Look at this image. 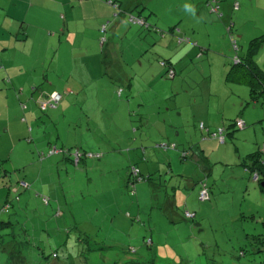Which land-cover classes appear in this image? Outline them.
Listing matches in <instances>:
<instances>
[{"label": "rangeland", "instance_id": "1", "mask_svg": "<svg viewBox=\"0 0 264 264\" xmlns=\"http://www.w3.org/2000/svg\"><path fill=\"white\" fill-rule=\"evenodd\" d=\"M219 1L217 19L208 20L214 26L200 39L192 38V28L199 27L200 18L214 19L209 14L210 5H217L213 0H126L132 5L123 6L129 11L123 17H115L119 10L104 16L110 15L105 24H112L101 32L102 51L89 65L94 79L73 89L58 76L71 75L81 49L94 50V28L85 29L91 18L71 42L55 26L47 32L55 46L37 43L41 53L30 61L31 71L16 78L15 88L8 86L23 94L17 110L0 94V124L7 121L6 109L12 122L11 134L0 139L9 144L11 156L4 164L8 174L0 178V222L6 224H0V264H9L7 252L17 253V264H264V193L245 167L251 154L264 159V95L252 101L249 85L228 87L220 81L207 99L209 73L215 77L210 58L220 64L219 54L250 60L264 80V0ZM140 3L149 6L145 14L153 9L160 14L146 22L148 27L129 21L143 12ZM181 23L188 28L186 46L197 48L201 57L211 54L194 58L170 79L163 60L154 59V52L165 49L154 43ZM115 27L120 29L112 41ZM60 37L62 48L55 56ZM52 58H60L58 74L55 65L50 67ZM52 92L66 102L44 112L38 103ZM69 93L73 97L67 99ZM214 94L221 96L219 103ZM235 94L246 102L234 108ZM219 111L230 116L236 111L234 121H244L246 128L232 126V118L224 121ZM201 123L211 133L227 129L226 143L201 131ZM196 143L206 144V162L180 157ZM164 144L177 149L158 148ZM54 148L64 154L50 155ZM75 150L85 155L78 166L70 156ZM134 167L141 181L131 175ZM206 177L210 200L201 202L198 182ZM175 199L178 210L170 211L165 203ZM187 211L196 219L186 218Z\"/></svg>", "mask_w": 264, "mask_h": 264}, {"label": "crops", "instance_id": "2", "mask_svg": "<svg viewBox=\"0 0 264 264\" xmlns=\"http://www.w3.org/2000/svg\"><path fill=\"white\" fill-rule=\"evenodd\" d=\"M147 1L148 3H151L150 0ZM106 2L104 0H81V1L79 0H0V88L5 89L1 91L0 94L1 93L6 94V98L9 101H11L14 105V109H13L14 111L17 110L16 101L21 100L23 98V94L17 95L16 92L13 93L8 86L15 88L16 78L18 76L21 77L26 76L28 72L31 71L32 66L30 64V61L32 60L33 56L37 57L41 53V49L37 46L38 42L42 41L48 43L50 46L53 45L55 46V42H54L55 37H53L51 33H49V35L47 34V32L54 30L55 26L58 27L57 31L66 34L65 35L66 42H71L72 39H74L79 35V26L85 23V19L91 18V21H88L86 23L85 29L90 28V26L94 28L95 31V33L93 34V41L95 43L94 50L91 52L81 49L80 51H82V53L84 52L79 57L81 62L79 60L77 62L76 61L73 62V67L71 68L72 71L71 75L70 76L57 75V76L67 80L66 87L71 86L72 89L76 87V85L82 82L83 80H84L83 83H86L87 81L91 82L94 79V76H92L89 71V65L92 58L98 57L100 55V51H102L100 47L103 45V43L101 45L99 44L101 38V32L103 31V29L107 24L109 25L112 24V22H108L107 24H105V19L108 18L110 15L107 17L104 16L106 14H110L109 13L110 10L111 11L119 10V12L116 11L117 13H115V17L118 16L123 17L125 12L126 13L129 12L127 9H124L123 6L132 5L131 2H126V0H120L117 2L108 0ZM217 2L220 7V1L217 0ZM203 3L205 2L203 1ZM112 4H115L117 6H114ZM137 5L143 6V12L139 15V18L144 19L146 22L147 21L155 22V19L160 16L159 12L156 9H153L148 12L149 16L147 18L143 17L144 15H148L145 14V11L148 10L149 6L147 5L145 6L142 3ZM210 6L212 10L213 5ZM87 10L90 11L89 15H87L86 13ZM211 12L212 13L209 14L212 17H214V19H212L210 16H206L205 19L200 18L199 27L192 28L193 32H195L192 35V38L198 37L200 39H205V35L203 33L208 32L209 29H211V27L209 26L211 25L214 26L213 23L217 19L216 14L218 12H213V11ZM221 15L223 16V14ZM208 20H211L213 23L208 24ZM182 21L183 19H181V22ZM117 24L118 22H115L114 25ZM107 29L108 26L106 27L105 31H107ZM119 29L118 27L114 28V33L110 37V40L113 41V39L118 36ZM187 29L188 28L185 27V24L181 23L179 25L178 30L171 29L173 31H171L170 34H162L161 41L156 40V42L154 43L156 45L161 44V46L165 49V52H158V51L154 52L155 62L160 58L163 61L172 64L176 72V76L178 74V70L179 69L182 70L186 68L188 65L191 64V62H193L194 58H198L200 60L204 55H207L209 58V55L211 54L207 51L203 53L201 57L200 56L201 51H199L197 48H192V46L191 47L186 46V44L190 41L184 43L179 42V39H185V37H187V35L189 34ZM228 31L231 32L232 29L229 27ZM20 35H23V39H24L23 41L19 40V38L22 39ZM175 39H178L177 45ZM106 40L108 41V38H106ZM21 42L29 43V45H31V48L27 49L29 45L26 47L24 45H17V43H21ZM81 47L82 44L79 46V48ZM61 48H62V39L60 37L58 40V46L55 47V53H54L55 56L60 53ZM208 48L211 49V47ZM219 55L221 57L220 64L217 62V59L212 61V59L210 58L211 66H214L213 70L215 72V77L213 76L212 73H209V78H208V84L210 85V88L207 99L210 100L214 92V87H216L220 83V81L224 85H227L228 87L247 86V84H233L234 86H232L231 84L226 82L227 75L232 68L233 59L236 58L240 59V58L237 55L235 56V58H233L234 55L232 57L228 53L226 55L225 54H219ZM51 60L52 61L50 67L55 65L58 74V72L61 70L60 58H57V60L55 58H52ZM99 65L101 64L99 63ZM7 79L9 81H6ZM44 80L45 82H51L50 86L52 87L54 86V82L50 80L48 77L44 78ZM222 89L223 90L226 89L230 91L232 90V88H225V87ZM230 91L227 93V97L231 95ZM22 92L24 91L22 90ZM214 95H215L214 97H216V102L219 103L221 100V96L219 94H214ZM249 96L252 100L250 93L248 97ZM66 97H68L67 99H69L73 97V94L72 93L66 94ZM236 98L239 100L238 102L233 103L234 108L237 106L239 101L246 102L244 97L241 98L239 95H236ZM207 99H205V101ZM65 102L66 100L64 99L63 96V100L60 103L61 106H63V103ZM235 112H233L232 115L230 116L225 112L219 111L218 116L222 117L224 121L227 119H229V121H232L235 118L233 117V114ZM5 115L7 121H4L2 122V124H0V139L3 136L11 134L12 122L9 121V115H10L9 109L5 110ZM31 116L32 113L28 115V117ZM202 124H204L205 127L210 131V126L207 127L208 125L206 123H202ZM196 144L198 145L197 149L201 150L205 156L204 151L206 144H202V143L200 144L196 143ZM8 145L6 141L0 143V164L2 165V168L0 170V178L8 174V172L5 170L4 167V164L8 163L5 161H8L11 157L9 155ZM88 157L94 158V157H98V155L89 154ZM193 158H197V157H195L194 155L190 159ZM201 158L202 155H200V160ZM171 161H173V159H171ZM27 180L28 178L25 177V179H23L22 182H25L29 185V181ZM128 180H129V175H128ZM15 191L17 190L15 189Z\"/></svg>", "mask_w": 264, "mask_h": 264}, {"label": "trees", "instance_id": "3", "mask_svg": "<svg viewBox=\"0 0 264 264\" xmlns=\"http://www.w3.org/2000/svg\"><path fill=\"white\" fill-rule=\"evenodd\" d=\"M81 1V0H79ZM114 6H117L115 4H112ZM235 7V6H234ZM238 8H239V5H238ZM238 8H234V10H237ZM219 10H220V7H219ZM106 27L107 25L105 26V28L103 29L104 31L106 30ZM234 42H236V44H234ZM232 43H233V46L235 48V50H238V44H237V41L235 39V37L232 36ZM253 43H251V46H252ZM250 49V48H249ZM251 53V50H249V53ZM162 67L164 68H167L168 70L166 71L168 73V77H169V71L171 69L174 70L172 64H169L165 61L161 62L160 64ZM244 69V70H243ZM175 71V70H174ZM176 77V72H175V76L173 78H170V79H174ZM254 79L256 80V82H254ZM226 82L233 85V84H247V86L249 85L250 88H251V91H250V95L252 97V100H257L259 101L260 97L262 95H264V80L262 78H260L258 76V74L256 73L254 67H253V63L248 60L246 63L239 59V62L238 63H235V59H234V62L232 63V68H231V71L228 73L227 75V78H226ZM54 93H57L61 96V101L58 103V105L62 102L63 100V95H61L60 93L58 92H53L51 93L50 95H48L46 98H44L42 101L40 100V103L39 106L41 108L42 111L46 112L48 111V107H46L45 109H43V107L41 106V104L43 103H48V101L51 99L50 97L54 94ZM119 95L122 94V91L120 90ZM256 101V102H257ZM24 109L26 108L27 109V106L23 105L22 106ZM237 120H240V119H237ZM237 120H233V125L232 126H235L237 129H240L236 123ZM246 124V123H245ZM201 127V131L205 132L207 131L208 135L210 138H217L218 137H215L214 134L215 133H211L206 127L204 124L201 123L200 125ZM246 128V126H245ZM244 129V128H243ZM226 133H227V129H224V133H223V138H224V141H220V143L222 144H225L226 143ZM158 148L162 149L163 151L165 152H168L169 150H176L177 149V145L176 144H169V145H159ZM198 145L195 144V145H192L189 150H183L180 152V157L183 159V160H188L190 159L192 156L195 155V158L198 161H200V155H202V158H201V161L203 162H206L207 158L204 156L203 152L201 150H198ZM53 150V149H52ZM196 150V151H195ZM76 151H79L80 154H81V157H80V160L78 162V164H75L74 163V157L72 156L74 152ZM196 153V154H195ZM57 154V153H56ZM192 154V156H191ZM198 154V155H197ZM50 155H54L52 152H50ZM71 160L72 162L75 164V166H78L80 164V162L83 160V158L85 157V155L80 151V150H75L73 151L71 154ZM99 157V155H98ZM249 160H247V162H251L250 166H246V169L247 170H250L252 175H253V180L259 184L260 186V190L262 193H264V188L262 186V183L264 182V159L261 157L260 153H258L256 156H255V153L254 154H251L248 156ZM247 162H245L244 164H247ZM2 168V165L0 164V170ZM204 171V169H203ZM213 173V172H212ZM131 175L133 177H135L136 179L140 180L141 179L139 178V175H140V171L137 169V168H132L131 170ZM4 176H2L3 178ZM134 185H133V188L135 187V182H133ZM198 185H199V194H198V197H199V200L201 202H207L210 200V194H209V185H208V178H204L202 180H200L198 182ZM27 187L28 189L30 188V185L27 184ZM13 189H16L17 191L19 190V188H13ZM205 190L208 194V198L206 200H201L200 198V192ZM16 191V192H17ZM135 192L132 191V194H134ZM172 198V197H171ZM169 199V198H168ZM43 201L45 204H48L49 203V199L44 197L43 198ZM8 206V205H7ZM165 206L167 208L170 209V211H176L178 210V203H177V200L175 199L173 202L172 201H168L167 203H165ZM186 218L188 219H192V220H195L196 219V215L194 213H191L189 211L186 212ZM0 224H4L2 222H0ZM6 225V224H4ZM9 226H12L11 223L8 224ZM151 243V241L148 242V245ZM3 250H4V247H3ZM17 253H11V252H7V260H8V263L9 264H17L15 260H17V257L16 255Z\"/></svg>", "mask_w": 264, "mask_h": 264}, {"label": "built area", "instance_id": "4", "mask_svg": "<svg viewBox=\"0 0 264 264\" xmlns=\"http://www.w3.org/2000/svg\"><path fill=\"white\" fill-rule=\"evenodd\" d=\"M214 3H216L217 5H213L212 6V11L213 12H218L219 11V5H218V2L217 0H213ZM235 8H238V4L235 5ZM129 21L133 24H137L139 26H145L146 23L143 19L141 18H137V17H134V16H129ZM189 40L187 39H179V42L180 43H184V42H188ZM234 44H236V42H234ZM239 62V59L236 58L235 59V63H238ZM175 76V71L173 69H171L169 71V77L170 78H173ZM51 99L48 101V103H43L41 104V106L43 107V109H45L46 107L48 108H56L58 106V103L61 101V96L57 93H54L51 97ZM238 127L240 129H243L245 128L246 124L244 121L242 120H237L236 121ZM223 133H224V129L220 128L219 131L217 133L214 134L215 137H219V140L222 142L224 141V138H223ZM53 154H58V153H64V152H61V151H58L56 148H54L52 151H51ZM74 157V163L75 164H78L79 160H80V157H81V154L79 151H76L73 153L72 155ZM22 186L24 188H27V185L26 184H22ZM208 194L205 190L201 191L200 192V198L201 200H206L208 197Z\"/></svg>", "mask_w": 264, "mask_h": 264}, {"label": "clouds", "instance_id": "5", "mask_svg": "<svg viewBox=\"0 0 264 264\" xmlns=\"http://www.w3.org/2000/svg\"><path fill=\"white\" fill-rule=\"evenodd\" d=\"M130 16H132V15H130ZM137 18H139V17H137ZM144 20V19H143ZM145 21V20H144ZM145 23H146V21H145ZM141 27H148V25H147V23H146V25L145 26H141ZM26 184L27 185V183H25V182H22V184ZM24 188V187H23ZM26 189H28V187L27 188H24V190H26Z\"/></svg>", "mask_w": 264, "mask_h": 264}, {"label": "water", "instance_id": "6", "mask_svg": "<svg viewBox=\"0 0 264 264\" xmlns=\"http://www.w3.org/2000/svg\"><path fill=\"white\" fill-rule=\"evenodd\" d=\"M262 186H263V188H264V182L262 183Z\"/></svg>", "mask_w": 264, "mask_h": 264}]
</instances>
